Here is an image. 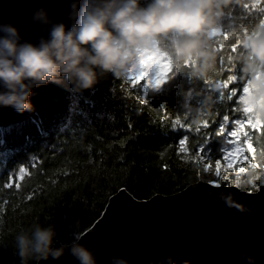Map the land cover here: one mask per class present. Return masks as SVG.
I'll return each instance as SVG.
<instances>
[{"label": "trees", "instance_id": "trees-1", "mask_svg": "<svg viewBox=\"0 0 264 264\" xmlns=\"http://www.w3.org/2000/svg\"><path fill=\"white\" fill-rule=\"evenodd\" d=\"M147 2L142 0L144 6ZM245 4L257 7L249 10ZM259 7H264V0L230 5L220 21L221 31L250 34L257 30L259 20H264ZM225 43L223 56L227 61L229 55L233 58L237 54L230 53ZM220 59L218 52L213 81L221 79ZM231 62L236 64L233 59ZM228 66L226 62L225 69ZM189 71L186 66L174 65L168 82L156 91L146 87L145 80L133 87L127 83L131 76L119 80L111 74L82 92L73 91L68 84L53 83L49 96L33 113L0 124V183L19 185L0 188V264H22L14 239L22 227L51 223L56 228V242H66L73 232L79 230L82 235L87 231L100 218L109 198L123 188L134 198L147 200L156 194L177 193L199 180L226 183L233 178L224 173L217 177L214 168L217 162L229 164L230 157H235L231 163L234 169L246 166L241 180H252L247 191L262 185L264 134L255 131L254 143L251 141L255 151L247 150L243 136L239 139L243 156L231 151L233 144L228 141L233 138L226 134L235 125H224V133L220 130L224 115H229L230 123L237 115L236 103L227 99L231 85L220 89L225 93L223 100L219 92L214 94V115L194 126L183 108L185 93L190 92L188 102L199 107L203 96L196 93L211 89L204 81L192 78ZM234 99L238 102V97ZM240 118L244 119L243 115ZM174 119L184 127L173 126ZM205 121L207 128H203ZM253 162L261 167L255 172L251 169L250 176L248 167ZM20 165L26 169L23 179Z\"/></svg>", "mask_w": 264, "mask_h": 264}, {"label": "clouds", "instance_id": "clouds-1", "mask_svg": "<svg viewBox=\"0 0 264 264\" xmlns=\"http://www.w3.org/2000/svg\"><path fill=\"white\" fill-rule=\"evenodd\" d=\"M233 4L242 5L243 0H148L146 6L142 0H73L68 14L71 27L53 22L46 9L37 8L33 21L48 30V38L42 37L38 44L21 43L16 27L0 25L4 34L0 36V86L4 89L0 92V106L19 113L32 111L30 97L38 86L50 82L68 84L73 91L82 92L92 89L108 74L126 80L134 72L142 73L147 87L148 73L156 68L155 64L145 63L148 57H165L172 67L186 66L192 78L207 83L217 70L218 51L213 33L220 30L225 9ZM239 37L242 51L232 59L250 81V93L243 104L252 109L256 119L264 121V31L245 34L241 30ZM210 89L196 93L203 96L199 107H193L188 102L192 94L185 93V115L196 127L214 115V94L220 92L221 85L216 83ZM247 185L248 181L241 180L235 187L244 192ZM218 199L230 209L251 212L232 193L220 192ZM56 238V228L51 223L22 227L14 238L22 264L50 257L59 260L66 251L78 264H99V250L81 244L79 230L59 247L54 246ZM245 258L248 264H254L253 257ZM109 264L131 262L125 257H112ZM149 264L177 261L169 255ZM183 264L190 262L185 260Z\"/></svg>", "mask_w": 264, "mask_h": 264}, {"label": "water", "instance_id": "water-1", "mask_svg": "<svg viewBox=\"0 0 264 264\" xmlns=\"http://www.w3.org/2000/svg\"><path fill=\"white\" fill-rule=\"evenodd\" d=\"M72 2L0 0V25L16 27L21 43L38 44L42 37L48 38V30L33 21L35 9L44 8L53 22L71 27L68 14ZM52 86L50 82L33 89L32 111L19 113L0 106V124L33 113L47 99ZM220 192L232 193L251 212L228 208L218 199ZM80 243L99 250V264H109L112 257H125L131 264H149L169 255L177 264L185 260L190 264H248L246 256L253 257L254 264H264V182L256 191L240 192L235 185L218 188L213 182L199 180L177 193L156 194L147 200L136 199L123 188L109 198L102 215L82 234ZM36 264L78 261L66 251L59 260L50 257Z\"/></svg>", "mask_w": 264, "mask_h": 264}, {"label": "snow or ice", "instance_id": "snow-or-ice-1", "mask_svg": "<svg viewBox=\"0 0 264 264\" xmlns=\"http://www.w3.org/2000/svg\"><path fill=\"white\" fill-rule=\"evenodd\" d=\"M257 6L253 5L251 8H256ZM244 8L251 10L250 6L248 4L244 5ZM258 13L264 14V7H259L257 9ZM253 27H255L253 25ZM259 30L264 31V20H259ZM257 29V30H258ZM256 30L252 31L251 34H255ZM239 30L238 31H231L229 33H223L221 29L218 32L213 33V42L217 45V51L220 53L221 59L219 62V69H220V81H213L210 80L206 84L211 88L213 83H219L221 85V88L223 89H229V86L231 85L229 94L227 95V99L234 101L236 103V108L234 111L237 113L235 118H232V121L230 123V117L229 115H224L223 120L221 122L220 130L222 133H224V125L228 124H234L235 128L234 130L228 131L227 136L233 138L232 140H229V144H233V147L231 148L232 152H238L241 156H243V149L239 144V139L241 136L245 137L244 144L247 146V150L250 152L255 151V148L253 147V143L251 142L253 139V135L255 131H260L262 134H264V121H260L256 119L252 114V109L249 106H246L243 104V101L250 93V81L246 80L245 77L242 76L239 66L232 63V55H229L227 57V61L224 59V51L226 48V43L228 46V51L233 54H240L242 51L241 49V42L239 37ZM245 34H248L247 31H245ZM231 36V38H230ZM222 38V39H218ZM228 63V68L225 69V63ZM145 63L148 64H155L156 68L151 70L148 73L149 79H147V87L156 88L159 89L161 85L164 84L166 80L170 78V73L173 72V67L168 62L167 58L165 57H148L145 61ZM179 67V66H177ZM226 77V78H225ZM146 77L142 73H133L131 75V78L127 81V83L133 85L135 87L141 80H145ZM240 81H246L244 83H241ZM239 90V91H238ZM220 98L223 100L225 98L224 91L219 92ZM238 97V102L234 99ZM141 103H144V100L140 101ZM243 115L244 119H241L240 116ZM173 126H179L181 128L184 127L183 124H181L179 119H174L171 121ZM208 127V122L205 121L203 124V128ZM232 129V128H231ZM248 129L253 130L252 132L248 131ZM197 131H200L199 128L196 129ZM235 141V143H234ZM184 144V141H181V145ZM225 152H228L229 149H224ZM261 155H264V151L261 152ZM235 159V157L229 158V166H231L232 160ZM244 159H247V157H244ZM31 167V165H30ZM259 165L253 164L252 169L255 170ZM217 169H219V162H217ZM246 170L244 167H240L237 171L236 180L235 183L238 185L240 180V173H244ZM26 172V169L24 167L19 168V173L21 174V178L23 179V174ZM216 176L220 177V171L217 170ZM223 179H227V177H223ZM252 180H249L248 183H251ZM13 187H19L18 184H14L13 182H4L0 183V188H6V189H12ZM216 187H221L219 183L216 184ZM28 199H31L29 196Z\"/></svg>", "mask_w": 264, "mask_h": 264}, {"label": "rangeland", "instance_id": "rangeland-1", "mask_svg": "<svg viewBox=\"0 0 264 264\" xmlns=\"http://www.w3.org/2000/svg\"><path fill=\"white\" fill-rule=\"evenodd\" d=\"M253 164H256L255 162H253L251 165H250V167H248V168H251L252 169V165ZM224 165V166H223ZM223 165H221V164H219V169H217V165H216V167H215V172H217V170H219L220 172H221V175H223V173L224 174H227V175H229V176H231L233 179H230V181H227L226 183H219L220 185H235L236 183H235V180H236V175H237V171L238 170H236V169H234L232 166H229V164H223ZM229 169H231L230 171H229ZM226 170V171H225ZM247 173V171H245L244 173H240V178L242 179V176L244 175V174H246ZM263 179V178H262ZM211 182H213V183H215V184H217L218 182H216V181H211ZM253 191V190H252Z\"/></svg>", "mask_w": 264, "mask_h": 264}, {"label": "bare ground", "instance_id": "bare-ground-1", "mask_svg": "<svg viewBox=\"0 0 264 264\" xmlns=\"http://www.w3.org/2000/svg\"><path fill=\"white\" fill-rule=\"evenodd\" d=\"M237 98V97H236ZM231 125V124H230ZM230 130V129H229ZM232 130V129H231ZM261 133V132H260ZM256 135V134H255ZM76 136V135H75ZM172 136V135H171ZM170 136V137H171ZM254 136V135H253ZM169 137V138H170ZM225 137V136H224ZM260 137V136H259ZM263 137H264V135H263ZM174 138V137H173ZM254 138H256V137H253V139ZM175 139V138H174ZM263 140V139H262ZM188 142V141H187ZM252 142L254 143V140H252ZM191 143V142H190ZM222 143V142H221ZM261 143V142H260ZM225 144V143H224ZM264 144V143H263ZM198 145V144H197ZM262 145V144H261ZM264 146V145H263ZM191 147V146H190ZM219 147V146H218ZM226 147V146H225ZM192 148V147H191ZM211 148V147H210ZM220 148V147H219ZM188 149H189V147H188ZM209 149V148H208ZM261 149V148H260ZM264 150V149H263ZM201 151V150H200ZM222 151V150H221ZM247 152V151H246ZM167 153V152H166ZM201 153V152H200ZM221 153V152H220ZM178 154V153H177ZM198 154V153H197ZM246 154H248V153H246ZM245 155V154H244ZM53 156V155H52ZM246 156V155H245ZM53 158V157H52ZM198 158V157H197ZM203 158V157H202ZM214 158V157H213ZM231 158V157H230ZM237 158H238V156H237ZM254 159V158H253ZM44 160V159H43ZM42 160V161H43ZM177 160V159H176ZM199 160V159H198ZM207 160V159H206ZM31 161V160H30ZM41 161V160H40ZM222 161V160H221ZM244 161V160H243ZM250 161V160H249ZM263 161V160H262ZM204 162V161H203ZM237 162V161H236ZM246 162V161H245ZM30 163V162H29ZM223 163V162H222ZM258 163H260V162H258ZM257 163V164H258ZM263 163V162H262ZM17 164V163H16ZM42 164H43V162H42ZM235 164V163H234ZM248 164V163H247ZM251 164V163H250ZM44 165V164H43ZM208 165V164H207ZM214 165V164H213ZM221 165H223V164H221ZM242 165V164H241ZM241 165H239V166H241ZM261 165V164H260ZM259 165V166H260ZM263 165V164H262ZM21 166V165H20ZM224 166V165H223ZM243 166H244V164H243ZM242 166V167H243ZM22 167V166H21ZM235 167V166H234ZM244 167H246V166H244ZM250 167V166H249ZM261 167V166H260ZM205 168V167H204ZM208 168V167H207ZM16 169V168H15ZM14 169V170H15ZM213 169V168H212ZM215 169V168H214ZM248 169V168H247ZM257 169H258V167H257ZM261 168H259V170H260ZM211 170V169H210ZM231 169H229V171H230ZM263 170V169H262ZM226 171V170H225ZM251 171V168H250V170H249V172ZM252 171H253V169H252ZM15 172H17V170L15 171ZM208 172V171H207ZM254 172H255V170H254ZM257 172V171H256ZM206 173V172H205ZM209 173V172H208ZM210 174V173H209ZM209 174H207V175H209ZM220 174H221V172H220ZM13 176V175H12ZM193 176V175H192ZM197 176V175H196ZM8 177V176H7ZM11 178V177H10ZM209 178H211L210 176H209ZM192 179V178H191ZM229 179V178H228ZM6 180H8V179H6ZM13 180H14V178H13ZM193 180V179H192ZM198 180V179H197ZM234 180V179H233ZM248 180H249V178H248ZM16 181V180H15ZM14 181V182H15ZM229 181H230V179H229ZM264 181V180H263ZM11 182V181H10ZM260 186V185H259ZM165 187V186H164ZM251 187V186H250ZM247 188H249V187H247ZM258 188V187H257ZM247 190V189H246ZM158 193V192H157ZM161 193V192H160ZM58 241V240H57Z\"/></svg>", "mask_w": 264, "mask_h": 264}]
</instances>
